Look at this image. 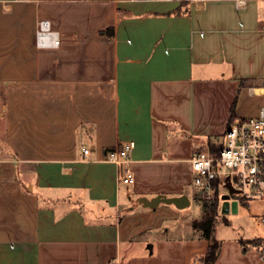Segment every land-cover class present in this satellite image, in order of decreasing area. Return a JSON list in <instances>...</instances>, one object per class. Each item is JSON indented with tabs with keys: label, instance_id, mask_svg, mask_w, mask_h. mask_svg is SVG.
Returning a JSON list of instances; mask_svg holds the SVG:
<instances>
[{
	"label": "crops",
	"instance_id": "1",
	"mask_svg": "<svg viewBox=\"0 0 264 264\" xmlns=\"http://www.w3.org/2000/svg\"><path fill=\"white\" fill-rule=\"evenodd\" d=\"M43 20L58 45L37 43ZM260 87L264 0H0V264H202L192 220L170 235L175 206L139 220L122 192L188 194L191 154L223 135L232 104L256 115ZM128 140L121 190L104 156ZM254 237L219 239L213 264H264L239 243Z\"/></svg>",
	"mask_w": 264,
	"mask_h": 264
},
{
	"label": "built area",
	"instance_id": "2",
	"mask_svg": "<svg viewBox=\"0 0 264 264\" xmlns=\"http://www.w3.org/2000/svg\"><path fill=\"white\" fill-rule=\"evenodd\" d=\"M36 37L38 44L59 43L55 34L48 30L45 20L41 21ZM259 94L264 96V90ZM133 146L132 140L124 141L111 147L104 156L116 165L118 180L125 184L134 181L129 165ZM88 151V148H83L84 155ZM189 163L193 173L192 183L201 196L212 198L214 190L219 191V196L221 192H227L225 178L228 176L230 184L239 190L233 197L238 200L264 198V105L254 116L234 117L228 122L218 153L214 154L209 149L194 151ZM107 264H115V261Z\"/></svg>",
	"mask_w": 264,
	"mask_h": 264
},
{
	"label": "rangeland",
	"instance_id": "3",
	"mask_svg": "<svg viewBox=\"0 0 264 264\" xmlns=\"http://www.w3.org/2000/svg\"><path fill=\"white\" fill-rule=\"evenodd\" d=\"M232 119V118H231ZM218 141V140H217ZM130 184H125L121 182V190H125L124 187L129 186ZM187 195L190 199L189 206L179 209L174 208L176 214L171 215L170 213H164L162 217H168L164 223L166 226L173 225L172 223H178L180 227H174V229L167 230L170 235H183L190 231V221L193 219H199L202 213L200 201L196 198V189L194 184L187 187ZM221 192L220 194H222ZM242 199V198H239ZM264 198L250 199L246 201L239 202L238 210L236 213H229L224 215L225 218L229 220V224H226L219 218L216 221L215 231L217 239H233L236 234H240L243 237H254L253 232L257 225L261 224L260 218L261 214L258 212L261 210L260 206L263 203ZM121 206L132 207L131 211L128 212L124 210L123 213L131 214L135 218L144 219L145 216L142 215V212H151L154 210L152 208H145L140 204H135L134 200L130 204L125 198L122 197L120 201ZM168 206L165 204H160L159 208ZM177 226V225H176ZM171 226V228H173ZM264 256V255H263Z\"/></svg>",
	"mask_w": 264,
	"mask_h": 264
},
{
	"label": "trees",
	"instance_id": "4",
	"mask_svg": "<svg viewBox=\"0 0 264 264\" xmlns=\"http://www.w3.org/2000/svg\"><path fill=\"white\" fill-rule=\"evenodd\" d=\"M102 33H107L112 35L113 27L109 26L106 29L101 31ZM246 81L242 79L240 81L241 85H244ZM230 119L235 117L233 104L231 106L230 111ZM223 136V135H222ZM222 136L219 137L217 142H210L208 144V149L216 154L218 153L221 147ZM110 148L105 149V153ZM197 151V150H195ZM196 198L200 201L201 204V216L199 219H193L191 221V229L193 231V235L198 238H203L207 241V248L205 253L201 257L202 264H213L219 255L220 244L221 241L215 236V226L216 221L221 218L224 223L227 224V218L224 215L219 213V191L214 190V195L212 198H207L205 196H201L196 193ZM239 201H244V199H239ZM239 243L241 244L243 249L247 247L254 248L260 256L264 255V238L254 237L250 239H239ZM264 257V256H263Z\"/></svg>",
	"mask_w": 264,
	"mask_h": 264
},
{
	"label": "water",
	"instance_id": "5",
	"mask_svg": "<svg viewBox=\"0 0 264 264\" xmlns=\"http://www.w3.org/2000/svg\"><path fill=\"white\" fill-rule=\"evenodd\" d=\"M225 186L227 192H223L219 196V213L221 215H226L229 213H236L238 210L239 200L233 197L234 193H238L239 190L235 189L229 182V177L225 178ZM135 203L140 204L145 208H156L160 204L173 205L176 208L182 209L190 204V199L187 194H180L175 196H169L163 193H158L151 197L137 196L135 198ZM132 208V207H130ZM149 251H151V244L148 246Z\"/></svg>",
	"mask_w": 264,
	"mask_h": 264
},
{
	"label": "bare ground",
	"instance_id": "6",
	"mask_svg": "<svg viewBox=\"0 0 264 264\" xmlns=\"http://www.w3.org/2000/svg\"><path fill=\"white\" fill-rule=\"evenodd\" d=\"M262 90H264V89L256 88V92H260Z\"/></svg>",
	"mask_w": 264,
	"mask_h": 264
}]
</instances>
